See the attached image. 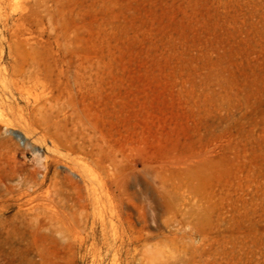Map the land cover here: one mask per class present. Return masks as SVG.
I'll return each mask as SVG.
<instances>
[{
    "label": "rangeland",
    "instance_id": "obj_1",
    "mask_svg": "<svg viewBox=\"0 0 264 264\" xmlns=\"http://www.w3.org/2000/svg\"><path fill=\"white\" fill-rule=\"evenodd\" d=\"M186 261L264 264V0H0V264Z\"/></svg>",
    "mask_w": 264,
    "mask_h": 264
},
{
    "label": "bare ground",
    "instance_id": "obj_2",
    "mask_svg": "<svg viewBox=\"0 0 264 264\" xmlns=\"http://www.w3.org/2000/svg\"><path fill=\"white\" fill-rule=\"evenodd\" d=\"M176 222H178V228L173 232L174 237L179 239L183 245H190L192 247L194 233L187 229L188 227H191L190 221L187 218L179 217L176 219ZM185 264H188L187 261Z\"/></svg>",
    "mask_w": 264,
    "mask_h": 264
}]
</instances>
